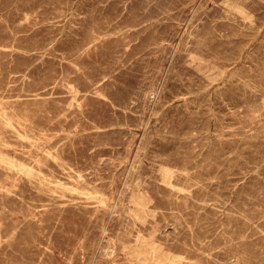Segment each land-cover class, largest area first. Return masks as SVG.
<instances>
[{"label": "rangeland", "instance_id": "1", "mask_svg": "<svg viewBox=\"0 0 264 264\" xmlns=\"http://www.w3.org/2000/svg\"><path fill=\"white\" fill-rule=\"evenodd\" d=\"M0 264H264V0H0Z\"/></svg>", "mask_w": 264, "mask_h": 264}, {"label": "bare ground", "instance_id": "2", "mask_svg": "<svg viewBox=\"0 0 264 264\" xmlns=\"http://www.w3.org/2000/svg\"><path fill=\"white\" fill-rule=\"evenodd\" d=\"M19 122V121H18ZM11 123V122H10ZM24 137V136H23ZM15 161V160H14ZM22 163V162H21ZM162 174V173H161ZM162 180V179H161ZM164 184V183H163ZM173 185V184H172ZM130 187V186H129ZM97 190V189H96ZM144 190V189H143ZM84 191V190H83ZM88 192V191H87ZM90 194V193H89ZM119 195V194H118ZM130 195V194H129ZM183 195V194H182ZM117 199V198H116ZM129 201V200H128ZM153 210V209H152ZM144 213V212H143ZM128 223V222H127ZM160 225V224H159ZM136 226V225H135ZM128 227V226H127ZM133 229V228H132ZM134 231V230H133ZM133 235V234H132ZM125 239V238H124ZM164 246V245H163ZM173 246V245H172ZM140 250V249H139ZM141 252V255H143L142 254V251H140ZM144 252H146V251H144ZM137 253H138V251H137ZM199 253V252H198ZM140 254V253H139ZM204 255V254H203ZM208 257V256H207Z\"/></svg>", "mask_w": 264, "mask_h": 264}]
</instances>
